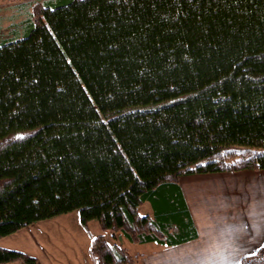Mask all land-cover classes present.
Returning a JSON list of instances; mask_svg holds the SVG:
<instances>
[{
	"label": "trees",
	"instance_id": "1",
	"mask_svg": "<svg viewBox=\"0 0 264 264\" xmlns=\"http://www.w3.org/2000/svg\"><path fill=\"white\" fill-rule=\"evenodd\" d=\"M34 17L0 42V239L79 211L115 241L181 245L198 237L181 178L264 170V0H45ZM89 252L142 264L104 235ZM15 262L38 264L0 247Z\"/></svg>",
	"mask_w": 264,
	"mask_h": 264
},
{
	"label": "crops",
	"instance_id": "2",
	"mask_svg": "<svg viewBox=\"0 0 264 264\" xmlns=\"http://www.w3.org/2000/svg\"><path fill=\"white\" fill-rule=\"evenodd\" d=\"M179 183L198 237L177 246L129 241L141 246L133 254L141 255L142 264H241L263 246L264 170L192 175ZM76 233L77 239L64 232H19L2 238L0 247L24 252L38 264H94L91 241L104 234ZM117 242L128 249L131 245L121 236Z\"/></svg>",
	"mask_w": 264,
	"mask_h": 264
},
{
	"label": "rangeland",
	"instance_id": "3",
	"mask_svg": "<svg viewBox=\"0 0 264 264\" xmlns=\"http://www.w3.org/2000/svg\"><path fill=\"white\" fill-rule=\"evenodd\" d=\"M44 1L45 0H0V42L11 40L17 33L20 34L25 21L30 16L35 15L34 19L37 20L38 13L40 12ZM151 210L150 204L145 203L141 207L140 213L142 215H148ZM19 232H64V234L72 235L76 239L78 237L76 232H84V234H86V232H102L104 235L105 233L107 234L105 238L110 244L117 242L113 239L112 232L109 230H103L98 221L90 222L89 226L85 227L81 222L79 211H74L27 226L12 235ZM23 235L24 233L18 235L17 240L20 241ZM26 236L29 237V234L26 233ZM4 238H9V236ZM0 240L3 239L1 238ZM128 244L131 243L128 241ZM132 244L129 247L130 250L127 249L133 254L137 252L136 250L139 251L141 246ZM145 250L146 247L143 248V251Z\"/></svg>",
	"mask_w": 264,
	"mask_h": 264
}]
</instances>
